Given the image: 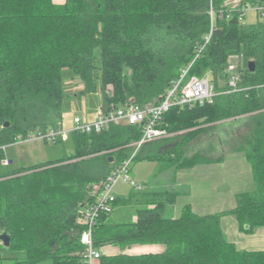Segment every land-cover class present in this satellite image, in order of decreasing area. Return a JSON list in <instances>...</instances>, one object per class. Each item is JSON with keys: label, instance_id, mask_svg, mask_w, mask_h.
Returning <instances> with one entry per match:
<instances>
[{"label": "trees", "instance_id": "trees-1", "mask_svg": "<svg viewBox=\"0 0 264 264\" xmlns=\"http://www.w3.org/2000/svg\"><path fill=\"white\" fill-rule=\"evenodd\" d=\"M227 1L0 0V234L10 237L6 249L12 254L1 255L0 264H83L80 211L95 202L106 178L142 136L141 124L73 132L69 155L28 168L1 166L3 147L60 128L64 71L81 83L79 96L99 95V112L107 113L130 104L157 105L188 67L189 77L207 78L218 95L211 103L164 113L157 127L180 141L167 149L144 144L134 162H161L164 170L210 162L185 148L193 143L194 148L219 123L234 124L226 145L244 154L256 190L238 195L227 213L197 215L184 206L173 219L162 213L175 192L116 199L113 208L137 206L136 221L105 225L100 219L108 215H101L93 232L95 249L159 245L164 251L100 256L99 264H264V252L236 249L220 226L228 214L245 233L264 227V20L242 26L239 9L246 0L229 16ZM211 26L208 43L194 59ZM231 57L240 59L242 68L229 72ZM230 74L238 76L237 91L228 85Z\"/></svg>", "mask_w": 264, "mask_h": 264}, {"label": "crops", "instance_id": "crops-1", "mask_svg": "<svg viewBox=\"0 0 264 264\" xmlns=\"http://www.w3.org/2000/svg\"><path fill=\"white\" fill-rule=\"evenodd\" d=\"M64 2L65 0H53V3L56 5H61ZM227 2H229V0ZM236 129L237 127L234 124L229 125L227 123H219L214 130L223 131L224 136H222L224 143L226 144L231 135V131L235 132ZM16 144L18 143L16 142ZM16 144L3 147L8 166H11V168L32 167L30 165H21L20 160L21 158H27L28 150L26 149L27 146H21L19 149L12 148ZM219 144L218 146L220 147L223 143ZM7 147H11L9 154L6 151ZM208 159H211L210 162L202 163L207 164L205 166L197 165L184 170H175L174 168L163 170L162 165H156L155 168L158 170L159 175L171 172V178L169 179L170 184L165 188L166 190H152L144 184L145 182L137 181V184L142 187V189L138 191L119 182L113 188L114 196L118 201H122L130 195L146 191L175 192L177 194L175 201L164 208V210L167 207L168 210H171L172 208L173 217H179L181 209L184 206H189L197 215L227 213L236 207V197L238 195L252 193L256 190L250 167L243 153L235 152L230 149H227L222 155L208 157ZM48 161L52 160H46L39 164ZM143 162V164H149L154 169L155 163L153 162L156 161ZM13 163H15V167L12 166ZM159 163L161 162H158V164ZM39 164H34V166ZM151 170L148 178L152 177ZM137 175L138 172H136V176ZM148 178H146V181ZM133 180L136 182L135 179ZM179 198L182 199L178 201ZM136 210L137 206L118 204L113 208L112 213L102 218V220L100 219V222L105 225L135 223ZM220 226L226 240L232 243L236 249L248 252H264V227L256 228L251 233H245L240 230L236 218L233 215L228 214L221 217ZM0 246L2 245L0 244ZM98 251L101 254V257L115 256L118 254L139 256L149 253H161L164 251V247L159 245H135L128 249H121L115 245L106 244L101 246ZM99 260L95 262V264H99Z\"/></svg>", "mask_w": 264, "mask_h": 264}, {"label": "built area", "instance_id": "built-area-1", "mask_svg": "<svg viewBox=\"0 0 264 264\" xmlns=\"http://www.w3.org/2000/svg\"><path fill=\"white\" fill-rule=\"evenodd\" d=\"M240 1L226 2L225 6L229 9L228 16L238 9ZM246 12H253L257 19L264 20V0H246L244 6L239 9V21L242 22ZM210 17H213V11H210ZM212 33V26L209 35L205 38L203 47H201L194 59L203 50L208 43ZM190 66V65H189ZM188 68L182 70L179 79L165 92L161 101L150 108L142 109L138 105L130 104L123 108L104 113L99 112L92 122L83 123L80 118L73 119L74 129L72 131H63L61 128L52 129L45 132H35L23 139H18L17 143L42 141L52 143L59 139L65 140L68 134L76 133H100L111 125H142V136L138 142L133 145V152L129 158L117 165L105 183L94 203L85 206L78 218V224L83 227L79 236L82 252L80 253L83 264H95L100 259L101 254L93 245V232L96 223L101 215H109L113 211V203L116 197L113 193L114 186L121 182L133 189L140 191L142 187L138 185L129 175L130 163L140 147L149 142L168 137L169 135L157 127L164 113L171 108L193 107L211 103L213 98L218 95L212 84L207 78H196L188 76ZM236 69L233 65L228 66V71ZM238 76L230 74L228 85L232 91H237ZM16 144V142L14 143ZM3 149V148H2ZM8 161H1V166L6 167Z\"/></svg>", "mask_w": 264, "mask_h": 264}, {"label": "rangeland", "instance_id": "rangeland-1", "mask_svg": "<svg viewBox=\"0 0 264 264\" xmlns=\"http://www.w3.org/2000/svg\"><path fill=\"white\" fill-rule=\"evenodd\" d=\"M231 1H241V0H229ZM258 20L262 21L261 19H257L256 15L253 12H246L245 18L242 21V26L248 27L250 25L255 24ZM228 65H233L236 68H242V61L236 57H231L230 62ZM70 72L65 70L63 73V89L65 93V99L62 105V113H61V121H60V128L63 131H72L74 129L73 119L78 117L81 119L83 123L92 122L95 116L100 111V96L99 95H92L87 94L83 96H79V92L81 90V83L79 80L71 78ZM221 87L225 85V83H220ZM223 131H212L211 133H207L200 139V143L196 144L193 148L192 145H187L185 148L186 154H192L194 152H198L200 155L204 157H215L222 155V153L226 152L228 149V145L224 143L223 139ZM174 134H170L169 137H165L163 139H159L153 141L154 145L165 146V148H170L175 142H179L180 139L174 137ZM70 134H68L67 138L63 140L61 143L58 144H45L42 141H31V142H24L18 143L14 145L12 148L19 149L21 146H27L26 149L28 150L27 158H21V165L22 166H34V164H39L46 160H56L62 158L63 156L68 155L72 152L73 148L70 145L68 138ZM61 140V139H60ZM151 143V142H150ZM147 143V144H150ZM219 143H223L220 147L218 146ZM166 145H168L166 147ZM220 145V144H219ZM164 148V147H163ZM11 147H7L6 151L9 154ZM143 161L134 162V160L130 163L129 170H130V177L138 182H145L144 184L148 186L149 189L152 190H166L170 184L169 179L171 178V172H166L161 175L158 174V170H156V165H162V163L153 162L155 163L154 169L149 164H143ZM205 166L207 164H201L199 166ZM15 167V163L12 164ZM153 169V170H151ZM152 172V177L148 178L149 172ZM164 170V169H163ZM136 172L138 175L136 176ZM146 178L148 180L146 181ZM138 181V182H137ZM182 198H179L180 201ZM164 218H176L173 217L172 208L168 210V207L162 213ZM0 255L3 258H7L12 256V254L3 246H0ZM40 264H50L49 262H43Z\"/></svg>", "mask_w": 264, "mask_h": 264}, {"label": "water", "instance_id": "water-1", "mask_svg": "<svg viewBox=\"0 0 264 264\" xmlns=\"http://www.w3.org/2000/svg\"><path fill=\"white\" fill-rule=\"evenodd\" d=\"M248 67H249L250 72H252L254 70V63L250 62L248 64ZM8 126H9V124L5 123L3 127L7 128ZM110 161H112V159H110ZM0 244L4 248H8L9 247V245H10V237L6 233L0 234ZM0 258H1V255H0Z\"/></svg>", "mask_w": 264, "mask_h": 264}]
</instances>
